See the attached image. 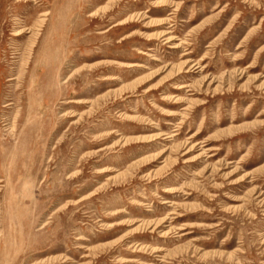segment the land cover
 Instances as JSON below:
<instances>
[{"label":"rangeland","instance_id":"obj_1","mask_svg":"<svg viewBox=\"0 0 264 264\" xmlns=\"http://www.w3.org/2000/svg\"><path fill=\"white\" fill-rule=\"evenodd\" d=\"M0 264H264V0H0Z\"/></svg>","mask_w":264,"mask_h":264},{"label":"bare ground","instance_id":"obj_2","mask_svg":"<svg viewBox=\"0 0 264 264\" xmlns=\"http://www.w3.org/2000/svg\"><path fill=\"white\" fill-rule=\"evenodd\" d=\"M46 14H42L41 16L42 17H44ZM43 21H44V19L42 18V19H40V23H43ZM23 32L22 31H16L13 35L14 36H20L21 34H22ZM176 38L175 37H173V36H169V37H166L165 39H164V42H165V44H168V45H170L169 47L170 48H172V49H178V48H180V43H174L173 41L175 40ZM153 59H154V57H153ZM185 73H188V71H185ZM177 90H183V89H185V88H188V86H185V85H178L177 87H175ZM174 103H179V102H177L176 100H178V99H180V98H177L176 96H174ZM79 103V102H78ZM9 105H12L11 103L10 104H7L6 106H9ZM5 106V107H6ZM173 115H178V116H180L181 114H178V113H176V112H169L168 113V116H173ZM169 125V124H168ZM8 129H11V127H9ZM13 129V128H12ZM177 134H175V135H169V134H159L158 136H156V138L155 139H157V140H161V141H164V142H168V141H170V139L172 138V137H174V136H176ZM160 145H162V146H166V145H164L163 143L162 144H160Z\"/></svg>","mask_w":264,"mask_h":264}]
</instances>
